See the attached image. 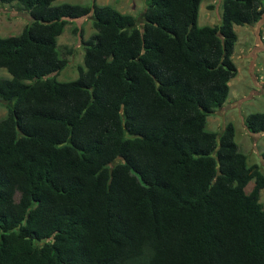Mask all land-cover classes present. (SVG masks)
Returning a JSON list of instances; mask_svg holds the SVG:
<instances>
[{"label": "trees", "instance_id": "1", "mask_svg": "<svg viewBox=\"0 0 264 264\" xmlns=\"http://www.w3.org/2000/svg\"><path fill=\"white\" fill-rule=\"evenodd\" d=\"M55 1L0 0L30 17L0 36V264H264V172L232 122L208 129L238 73L235 25L264 0H223L216 25H199L203 0H146L141 17ZM89 16L91 37L73 28L85 66L60 81L58 38ZM245 125L264 132V112Z\"/></svg>", "mask_w": 264, "mask_h": 264}, {"label": "rangeland", "instance_id": "2", "mask_svg": "<svg viewBox=\"0 0 264 264\" xmlns=\"http://www.w3.org/2000/svg\"><path fill=\"white\" fill-rule=\"evenodd\" d=\"M95 0H56L54 4L81 3L91 5ZM98 3L108 2L120 11L132 13L141 17L146 9V0H97ZM223 0H203L200 6L199 25H216L221 22ZM30 22L28 12L21 10L16 4L0 2V36L16 35L22 32ZM82 27L84 38L91 37L96 29L92 16L87 19H78L70 22L64 33L59 36L58 44L61 52L65 53L69 61L67 66L56 78L60 81L75 80L80 75V68L84 65V45L78 33L73 32L75 26ZM238 41L235 45L233 60L238 73L230 81V94L225 104L217 108L208 117V129L221 132L225 125L232 122L235 125V140L240 150L248 155L250 165H258L264 172V132L252 133L245 125V118L253 112H264V16L254 25H235ZM72 54H67V49ZM0 77H11L10 73L2 68ZM8 113V104L0 98V120ZM254 181L247 186L251 192ZM19 197V194H17Z\"/></svg>", "mask_w": 264, "mask_h": 264}, {"label": "crops", "instance_id": "3", "mask_svg": "<svg viewBox=\"0 0 264 264\" xmlns=\"http://www.w3.org/2000/svg\"><path fill=\"white\" fill-rule=\"evenodd\" d=\"M101 4H108V2H103V3H101ZM122 12H125V11H122ZM126 13V12H125ZM262 45H264V43L262 42Z\"/></svg>", "mask_w": 264, "mask_h": 264}]
</instances>
